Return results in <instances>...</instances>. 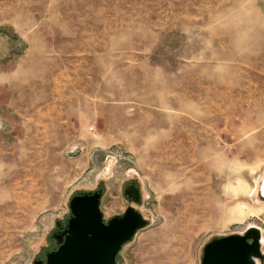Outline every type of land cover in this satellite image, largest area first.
Returning a JSON list of instances; mask_svg holds the SVG:
<instances>
[{"label": "rangeland", "instance_id": "1", "mask_svg": "<svg viewBox=\"0 0 264 264\" xmlns=\"http://www.w3.org/2000/svg\"><path fill=\"white\" fill-rule=\"evenodd\" d=\"M263 186L264 0H0V264L99 190L149 221L119 264H201Z\"/></svg>", "mask_w": 264, "mask_h": 264}, {"label": "water", "instance_id": "2", "mask_svg": "<svg viewBox=\"0 0 264 264\" xmlns=\"http://www.w3.org/2000/svg\"><path fill=\"white\" fill-rule=\"evenodd\" d=\"M140 203L136 188L127 192ZM103 191L80 193L70 201L71 217L58 237V249L47 254L46 264H119L124 246L133 241L149 221L134 207L105 221L101 211ZM57 237V236H56ZM264 262L263 233L257 227L244 234L217 238L203 251L201 264H257ZM36 264V263H35Z\"/></svg>", "mask_w": 264, "mask_h": 264}, {"label": "flooded vegetation", "instance_id": "3", "mask_svg": "<svg viewBox=\"0 0 264 264\" xmlns=\"http://www.w3.org/2000/svg\"><path fill=\"white\" fill-rule=\"evenodd\" d=\"M262 195L264 196L263 193ZM66 223L67 221H64V222L59 221L58 223H56V226L54 227L50 235V239H51L52 244H54V247L51 251L44 253L40 258H38V260H36L35 262L36 264H46L47 254L50 252L56 251L58 249L59 246L57 244V239L58 237H61L63 235L66 225H67Z\"/></svg>", "mask_w": 264, "mask_h": 264}, {"label": "bare ground", "instance_id": "4", "mask_svg": "<svg viewBox=\"0 0 264 264\" xmlns=\"http://www.w3.org/2000/svg\"><path fill=\"white\" fill-rule=\"evenodd\" d=\"M34 187V186H33ZM263 192H264V186H263ZM15 196H16V194H15ZM19 197V196H18ZM19 199V198H18ZM195 218V217H194ZM193 221V220H192ZM189 222V221H188ZM258 228V227H257ZM260 229V228H259ZM263 244H264V236H263ZM259 263V262H258ZM257 263V264H258Z\"/></svg>", "mask_w": 264, "mask_h": 264}]
</instances>
